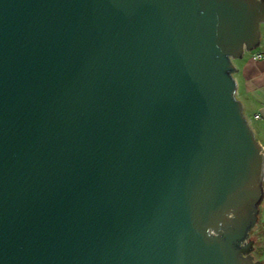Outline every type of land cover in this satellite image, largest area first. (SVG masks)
I'll list each match as a JSON object with an SVG mask.
<instances>
[{
  "label": "water",
  "instance_id": "obj_1",
  "mask_svg": "<svg viewBox=\"0 0 264 264\" xmlns=\"http://www.w3.org/2000/svg\"><path fill=\"white\" fill-rule=\"evenodd\" d=\"M263 22L264 0H0V264H261L233 60Z\"/></svg>",
  "mask_w": 264,
  "mask_h": 264
},
{
  "label": "crops",
  "instance_id": "obj_2",
  "mask_svg": "<svg viewBox=\"0 0 264 264\" xmlns=\"http://www.w3.org/2000/svg\"><path fill=\"white\" fill-rule=\"evenodd\" d=\"M261 34L264 45V22L261 24ZM252 53L246 51L242 57L233 60L236 67L234 77L238 83L237 97L260 123V134L264 137V58L254 60ZM256 114L259 118L255 117Z\"/></svg>",
  "mask_w": 264,
  "mask_h": 264
},
{
  "label": "rangeland",
  "instance_id": "obj_3",
  "mask_svg": "<svg viewBox=\"0 0 264 264\" xmlns=\"http://www.w3.org/2000/svg\"><path fill=\"white\" fill-rule=\"evenodd\" d=\"M263 28V25H262ZM249 52H253L249 51ZM244 114L249 121L256 139L260 144H264V137L260 134V123L256 121L253 116V113L250 111L248 107H244ZM264 222V200L261 201L259 204V215H258V222L251 231L250 239L254 240V251L252 253L255 261H260L261 264H264V228L262 227Z\"/></svg>",
  "mask_w": 264,
  "mask_h": 264
},
{
  "label": "built area",
  "instance_id": "obj_4",
  "mask_svg": "<svg viewBox=\"0 0 264 264\" xmlns=\"http://www.w3.org/2000/svg\"><path fill=\"white\" fill-rule=\"evenodd\" d=\"M252 58L254 60H260V59H263L264 58V45L261 42L257 46V48L253 50ZM255 117L256 118H259V115L256 114ZM262 152L264 154V146L263 145H262ZM261 186H262V192H263L262 200H264V173H263V177H262V184H261ZM262 227L264 228V222H263Z\"/></svg>",
  "mask_w": 264,
  "mask_h": 264
},
{
  "label": "flooded vegetation",
  "instance_id": "obj_5",
  "mask_svg": "<svg viewBox=\"0 0 264 264\" xmlns=\"http://www.w3.org/2000/svg\"><path fill=\"white\" fill-rule=\"evenodd\" d=\"M251 234V233H250Z\"/></svg>",
  "mask_w": 264,
  "mask_h": 264
}]
</instances>
